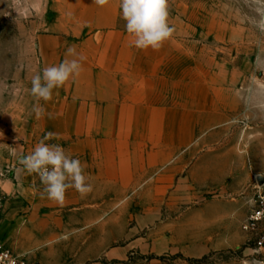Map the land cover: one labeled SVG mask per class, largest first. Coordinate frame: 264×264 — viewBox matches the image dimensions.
<instances>
[{
  "label": "rangeland",
  "instance_id": "obj_1",
  "mask_svg": "<svg viewBox=\"0 0 264 264\" xmlns=\"http://www.w3.org/2000/svg\"><path fill=\"white\" fill-rule=\"evenodd\" d=\"M77 2L84 0H0V169L13 172L2 181V208L15 196L20 158L32 151L25 147L35 100L31 79L62 59L58 50L70 38L54 36L73 24L68 17ZM169 5L182 77L197 85L204 122L209 107L215 116L193 142L173 151L168 165H157L124 196L109 197L101 219L85 223L65 213L57 234L44 236L28 264H264V247L256 249L241 227L256 191L264 189V32L251 22L258 18L255 5ZM119 10L125 28L120 0ZM171 167L168 194L150 197L149 184L162 185ZM215 203L236 208H200ZM218 210H233L232 219L218 220Z\"/></svg>",
  "mask_w": 264,
  "mask_h": 264
},
{
  "label": "crops",
  "instance_id": "obj_2",
  "mask_svg": "<svg viewBox=\"0 0 264 264\" xmlns=\"http://www.w3.org/2000/svg\"><path fill=\"white\" fill-rule=\"evenodd\" d=\"M68 18L73 24L54 37L70 39L58 50L62 59L51 61V66L76 58L66 56L67 49L74 47L85 57L83 70L53 89L51 100L30 104L31 129L25 131V147L29 153L47 133H56L46 143L59 144L80 159L92 191L82 197L69 189L60 205L42 194L38 175L20 170L23 166L16 170L15 196L6 201L0 216V241L28 261L44 236L57 234L65 213L85 223L101 219L109 208V197L124 196L125 190L153 174L157 165H168L173 151L193 142L215 116L209 107V121L204 122L197 85L189 86L182 77L181 48L173 40L156 51L131 46L132 37L119 24V0H109L103 7L93 0L77 2ZM37 103L44 109L39 117L34 111ZM175 170L165 169V182L158 187L155 181L149 184L148 195H167L169 174ZM239 205L245 208L246 204ZM200 208L236 205L215 203ZM216 214L218 220H231L233 210Z\"/></svg>",
  "mask_w": 264,
  "mask_h": 264
},
{
  "label": "clouds",
  "instance_id": "obj_3",
  "mask_svg": "<svg viewBox=\"0 0 264 264\" xmlns=\"http://www.w3.org/2000/svg\"><path fill=\"white\" fill-rule=\"evenodd\" d=\"M93 2L100 7L109 4V0ZM252 3L258 18H252L251 22L259 31L264 32V0H252ZM169 8V0H120L125 29L132 37L131 46L140 50H159L175 31L169 24ZM66 56L76 58H66L58 65L47 66L42 73L32 77L30 94L37 102L51 100L53 89L63 87L82 72L81 62L85 57L77 54L74 47L67 49ZM34 111L39 117L44 109L37 103ZM56 136V133H47L31 153L22 156L20 163L23 167L20 170L38 175L44 186L42 194L49 200L63 205L69 189H75L84 197L92 191V186L87 182L85 165L80 159L73 158L59 144L46 143Z\"/></svg>",
  "mask_w": 264,
  "mask_h": 264
},
{
  "label": "built area",
  "instance_id": "obj_4",
  "mask_svg": "<svg viewBox=\"0 0 264 264\" xmlns=\"http://www.w3.org/2000/svg\"><path fill=\"white\" fill-rule=\"evenodd\" d=\"M12 174L11 168L0 169V216L6 196L2 181L11 177ZM241 227L248 234L249 241L256 249L264 247V189L261 187L253 197L250 210ZM0 264H28V260L0 241Z\"/></svg>",
  "mask_w": 264,
  "mask_h": 264
},
{
  "label": "water",
  "instance_id": "obj_5",
  "mask_svg": "<svg viewBox=\"0 0 264 264\" xmlns=\"http://www.w3.org/2000/svg\"><path fill=\"white\" fill-rule=\"evenodd\" d=\"M263 180H264V177L260 178V181H261V182H263Z\"/></svg>",
  "mask_w": 264,
  "mask_h": 264
}]
</instances>
